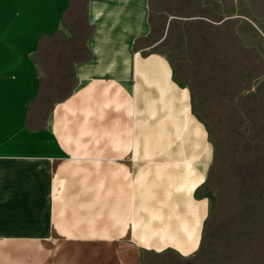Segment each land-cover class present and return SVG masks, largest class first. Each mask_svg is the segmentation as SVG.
<instances>
[{
    "label": "crops",
    "instance_id": "crops-1",
    "mask_svg": "<svg viewBox=\"0 0 264 264\" xmlns=\"http://www.w3.org/2000/svg\"><path fill=\"white\" fill-rule=\"evenodd\" d=\"M70 3L0 0V264H141L209 212L208 130L143 45L148 0H84L74 87L29 118L35 51Z\"/></svg>",
    "mask_w": 264,
    "mask_h": 264
},
{
    "label": "rangeland",
    "instance_id": "rangeland-1",
    "mask_svg": "<svg viewBox=\"0 0 264 264\" xmlns=\"http://www.w3.org/2000/svg\"><path fill=\"white\" fill-rule=\"evenodd\" d=\"M143 45L164 55L187 85L209 134L210 209L194 253H141V264H264V0H148ZM84 0H71L70 31L40 42L39 91L29 118L72 89L85 55Z\"/></svg>",
    "mask_w": 264,
    "mask_h": 264
},
{
    "label": "bare ground",
    "instance_id": "bare-ground-1",
    "mask_svg": "<svg viewBox=\"0 0 264 264\" xmlns=\"http://www.w3.org/2000/svg\"><path fill=\"white\" fill-rule=\"evenodd\" d=\"M208 214L209 212L168 250L183 256L190 255L198 250L197 248L201 244Z\"/></svg>",
    "mask_w": 264,
    "mask_h": 264
}]
</instances>
